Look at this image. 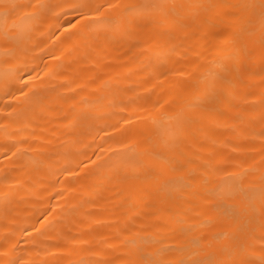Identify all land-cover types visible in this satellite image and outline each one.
Here are the masks:
<instances>
[{
	"label": "bare ground",
	"instance_id": "6f19581e",
	"mask_svg": "<svg viewBox=\"0 0 264 264\" xmlns=\"http://www.w3.org/2000/svg\"><path fill=\"white\" fill-rule=\"evenodd\" d=\"M0 264H264V0H0Z\"/></svg>",
	"mask_w": 264,
	"mask_h": 264
}]
</instances>
